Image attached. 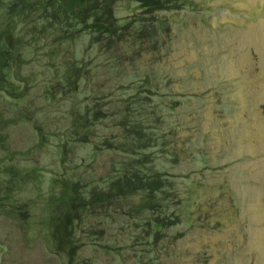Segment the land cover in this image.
<instances>
[{
  "label": "rangeland",
  "instance_id": "obj_1",
  "mask_svg": "<svg viewBox=\"0 0 264 264\" xmlns=\"http://www.w3.org/2000/svg\"><path fill=\"white\" fill-rule=\"evenodd\" d=\"M0 264H264V0H0Z\"/></svg>",
  "mask_w": 264,
  "mask_h": 264
}]
</instances>
